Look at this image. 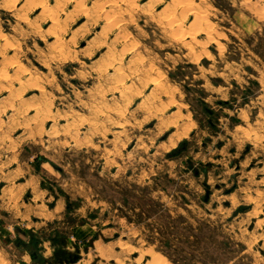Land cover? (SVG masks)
Returning <instances> with one entry per match:
<instances>
[{
  "label": "rangeland",
  "instance_id": "rangeland-1",
  "mask_svg": "<svg viewBox=\"0 0 264 264\" xmlns=\"http://www.w3.org/2000/svg\"><path fill=\"white\" fill-rule=\"evenodd\" d=\"M0 264H264V0H0Z\"/></svg>",
  "mask_w": 264,
  "mask_h": 264
},
{
  "label": "bare ground",
  "instance_id": "bare-ground-1",
  "mask_svg": "<svg viewBox=\"0 0 264 264\" xmlns=\"http://www.w3.org/2000/svg\"><path fill=\"white\" fill-rule=\"evenodd\" d=\"M34 1V0H33ZM32 0H31V2H33ZM41 1H43V0H41ZM115 1V0H114ZM79 2V1H78ZM82 2V1H81ZM113 2V1H112ZM173 2H174V0H173ZM187 2V1H186ZM186 2H184V3H186ZM34 3H36V2H34ZM39 3V2H38ZM83 3V2H82ZM192 3V2H191ZM176 5V4H175ZM190 5V4H189ZM192 5V4H191ZM58 6V5H57ZM116 6V5H115ZM171 6V5H170ZM183 6H184V4H183ZM174 7V6H173ZM59 8V7H58ZM171 8V7H170ZM184 8H186V7H184ZM192 8V7H191ZM194 9H196V8H194ZM48 10V9H47ZM163 11H165V10H163ZM169 11V10H168ZM177 11V10H176ZM197 11V10H196ZM183 12H184V10H183ZM181 13V12H180ZM190 13V12H189ZM194 13V12H193ZM202 12H200V14H201ZM56 14H57V11H56ZM186 14V13H185ZM197 14V13H196ZM172 15V14H171ZM113 16V15H112ZM177 16V15H176ZM182 16H183V14H182ZM199 16V15H198ZM57 17V16H56ZM168 17V16H167ZM174 17V16H173ZM172 17V18H173ZM170 18V17H169ZM201 19L202 18H200V21H201ZM59 20V19H58ZM109 20H110V18H109ZM176 20V19H175ZM204 20V19H203ZM55 21H57L56 19H55ZM172 21H174V19H172ZM197 21V20H196ZM170 22V21H169ZM181 22V21H180ZM119 23H120V21H119ZM202 23V22H201ZM171 24V23H170ZM169 24V25H170ZM177 24V23H176ZM206 25V24H205ZM173 26V25H172ZM180 27V26H179ZM184 34H186V33H184ZM194 34V33H193ZM187 35V34H186ZM183 36V35H182ZM185 36V35H184ZM195 36V35H194ZM193 39V38H192ZM186 41V40H185ZM189 41V40H188ZM9 47V46H8ZM13 61V60H12ZM7 62V61H6ZM10 62V61H9ZM110 62V61H109ZM14 63V62H13ZM5 64V63H4ZM10 64V63H9ZM22 65V64H21ZM20 68H22V67H20ZM19 68V69H20ZM8 69V68H7ZM2 75H3V72L1 73ZM14 74V73H13ZM5 75V74H4ZM7 75V74H6ZM16 75V74H15ZM4 79V78H3ZM157 79V78H156ZM160 85V83H158V81H156L155 83H154V85H157V86H159ZM165 87V86H164ZM42 88V87H41ZM154 259V258H153ZM146 263H148V262H146Z\"/></svg>",
  "mask_w": 264,
  "mask_h": 264
}]
</instances>
